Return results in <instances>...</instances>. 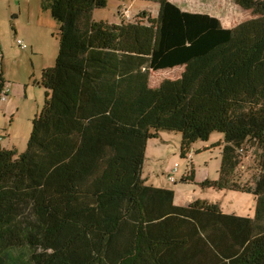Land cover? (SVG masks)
<instances>
[{
	"label": "trees",
	"instance_id": "trees-1",
	"mask_svg": "<svg viewBox=\"0 0 264 264\" xmlns=\"http://www.w3.org/2000/svg\"><path fill=\"white\" fill-rule=\"evenodd\" d=\"M149 1L157 16L109 25L94 18L108 0H48L60 29L44 104L23 152L0 143V264H264V33L237 44L215 15ZM235 2L264 25V0ZM6 86L1 69L0 100ZM164 131L190 160L197 140L222 133L218 177L201 184L253 193L255 215L177 204L172 186L148 183L147 144ZM194 176L190 163L184 180Z\"/></svg>",
	"mask_w": 264,
	"mask_h": 264
},
{
	"label": "rangeland",
	"instance_id": "rangeland-1",
	"mask_svg": "<svg viewBox=\"0 0 264 264\" xmlns=\"http://www.w3.org/2000/svg\"><path fill=\"white\" fill-rule=\"evenodd\" d=\"M185 10L206 12L219 17L226 27H235L237 44H250L264 33L261 17L241 8L235 0H173ZM48 0H0V46L4 57L0 58L9 92L8 101L0 100V143L15 148L18 153L27 148L34 116L45 101L46 88L41 85L42 70L55 64L59 52L60 23L46 7ZM147 11L157 16L159 3L149 0H108L106 7L94 10V18L111 25L122 20H133L139 12ZM256 19L260 25L255 29L241 28L243 23ZM22 39L28 48H21ZM183 68L163 69L152 72L150 85L155 87L164 79H176ZM223 137L214 132L208 142L197 140L192 148V159L181 157L182 135L177 132H162L158 138L148 141L143 165V177L148 183L170 185L175 189V200L187 204L194 200L219 203L228 213L255 215L256 199L253 193L213 189L202 186V181L218 177L221 167V148L212 143ZM257 152L252 149L244 162L251 170ZM176 182L169 179L175 164ZM192 163L194 180L185 181L189 164Z\"/></svg>",
	"mask_w": 264,
	"mask_h": 264
},
{
	"label": "built area",
	"instance_id": "built-area-1",
	"mask_svg": "<svg viewBox=\"0 0 264 264\" xmlns=\"http://www.w3.org/2000/svg\"><path fill=\"white\" fill-rule=\"evenodd\" d=\"M17 43L23 49H27L28 48L27 43H25V41H23L22 39H18ZM0 55H1V52H0ZM9 92H10L9 87L8 86L4 87L3 93H2V100H6L7 99ZM189 156H192V153H190ZM178 168H179V164L176 163L175 166L173 167L172 173L169 175V179L171 181H175L176 180L175 173L178 171Z\"/></svg>",
	"mask_w": 264,
	"mask_h": 264
},
{
	"label": "crops",
	"instance_id": "crops-1",
	"mask_svg": "<svg viewBox=\"0 0 264 264\" xmlns=\"http://www.w3.org/2000/svg\"><path fill=\"white\" fill-rule=\"evenodd\" d=\"M184 9V8H183ZM1 57H4V53H3V50H2V56ZM6 79V78H5ZM7 81V80H6ZM7 86H8V83H7ZM11 92V91H10ZM9 96V95H8ZM7 101H8V98H7ZM176 202V200H175ZM177 203V202H176ZM190 203V202H189ZM177 204H180V203H177ZM188 204V203H187ZM224 211V210H223Z\"/></svg>",
	"mask_w": 264,
	"mask_h": 264
}]
</instances>
